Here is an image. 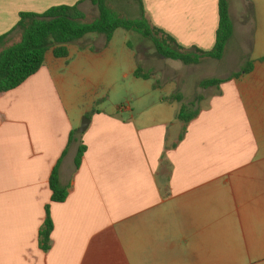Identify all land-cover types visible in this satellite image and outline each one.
Returning a JSON list of instances; mask_svg holds the SVG:
<instances>
[{
  "label": "crops",
  "instance_id": "0c3cea01",
  "mask_svg": "<svg viewBox=\"0 0 264 264\" xmlns=\"http://www.w3.org/2000/svg\"><path fill=\"white\" fill-rule=\"evenodd\" d=\"M139 1L181 47H214L218 0ZM78 2L85 16L97 9L0 0V37L20 13ZM228 12L233 34L221 60L174 65L128 37L118 46L115 33L108 42L88 34L66 59L49 52L36 74L0 94V264H264V0H228ZM247 63L249 73L230 79ZM138 66L148 80L134 76ZM208 79L224 82L200 88ZM127 81L126 107L95 109L99 86L123 90ZM182 108L196 116L180 121ZM87 115L81 133L75 124ZM58 162L63 203L51 202L48 186Z\"/></svg>",
  "mask_w": 264,
  "mask_h": 264
},
{
  "label": "trees",
  "instance_id": "16d2710c",
  "mask_svg": "<svg viewBox=\"0 0 264 264\" xmlns=\"http://www.w3.org/2000/svg\"><path fill=\"white\" fill-rule=\"evenodd\" d=\"M89 1L98 10V16L91 22L86 21L85 14L79 9L81 2L72 6H54L47 11L37 13H20L16 26L7 34L0 37V94L18 88L29 77L36 74L45 64L46 55L51 52L55 59H66L69 55L67 46L77 42L88 34L104 35L110 41L115 31L122 29L139 35L149 41L154 51L161 58L177 61L183 65H198L204 59L221 60L226 45L233 34V25L228 12V0H218V28L214 47L210 51L197 48H183L162 30L150 25L142 10L140 18L131 20L113 12L107 5L108 0ZM140 2V1H139ZM18 34L20 40L7 45L9 37ZM251 71V64L247 63L230 79H238ZM136 78L148 80L150 72L138 66L134 72ZM223 80L208 79L199 84L202 89L218 87ZM174 99L183 100L181 94ZM196 116L182 108L178 119L187 123ZM90 118V115L86 116ZM86 147L81 145L75 157V167L79 168ZM51 202L63 203L68 196V188L59 182V162L53 168L49 182ZM53 223L49 207L45 208V219L39 230L38 242L43 252L50 249Z\"/></svg>",
  "mask_w": 264,
  "mask_h": 264
},
{
  "label": "rangeland",
  "instance_id": "374dc122",
  "mask_svg": "<svg viewBox=\"0 0 264 264\" xmlns=\"http://www.w3.org/2000/svg\"><path fill=\"white\" fill-rule=\"evenodd\" d=\"M107 5L109 8L115 12L117 15H120L121 17L135 20L140 18L141 15V10L139 9V0H108ZM145 10H143L144 12ZM86 16V21L91 22L95 20L98 16V10L96 9L95 12L88 14ZM146 14V11L144 12V15ZM18 34L13 35L7 43V45H12L14 43H17L20 38ZM128 37L130 40V43L132 47L135 50H138V52H142L144 47H148L149 50H153L152 44L145 40L142 39L139 35L125 31L122 29H119L115 31V41L118 46H121L123 38ZM138 38V39H137ZM142 56V55H140ZM172 64L174 65H182L179 62H173ZM209 70H203L198 72L200 73H205ZM117 77H120V74H118ZM191 81V82H190ZM189 81V86L187 93L188 94H193L194 93V85H193V80L191 79ZM133 88L131 87V84L129 81L126 82L125 88L123 90L119 89L118 87H111V86H99L93 93V99L97 103L95 106V109L100 110L102 112H111V111H118L119 107H126L128 102L130 101L131 97L129 95L132 93ZM127 99V101L125 100ZM137 107V106H135ZM87 118L85 116H81L79 123H76L75 127L76 130L79 131L83 120Z\"/></svg>",
  "mask_w": 264,
  "mask_h": 264
},
{
  "label": "water",
  "instance_id": "95a60500",
  "mask_svg": "<svg viewBox=\"0 0 264 264\" xmlns=\"http://www.w3.org/2000/svg\"><path fill=\"white\" fill-rule=\"evenodd\" d=\"M89 123H90V120L88 118H85L82 122V125H81L79 131L81 133H84L86 131V129L88 128Z\"/></svg>",
  "mask_w": 264,
  "mask_h": 264
}]
</instances>
